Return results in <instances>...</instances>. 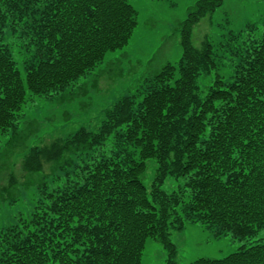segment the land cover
<instances>
[{
  "label": "trees",
  "instance_id": "obj_1",
  "mask_svg": "<svg viewBox=\"0 0 264 264\" xmlns=\"http://www.w3.org/2000/svg\"><path fill=\"white\" fill-rule=\"evenodd\" d=\"M223 3L197 2L179 64L116 101L97 131L81 128L23 153V167L44 176L30 214L0 228V264H142L149 238L168 250L165 264H178L171 227L199 222L239 239L264 230V30L245 40L229 32L227 74L210 40L192 43L194 25ZM137 25L129 0H0V133L17 135L29 101L85 79ZM213 72L202 94L199 78ZM110 138L115 149L105 154ZM43 158L53 162L50 174ZM150 158L159 173L148 191L140 176ZM168 176L185 177L188 189L167 193ZM18 185L12 178L1 187L3 201L18 200ZM189 264H264V241Z\"/></svg>",
  "mask_w": 264,
  "mask_h": 264
},
{
  "label": "rangeland",
  "instance_id": "obj_2",
  "mask_svg": "<svg viewBox=\"0 0 264 264\" xmlns=\"http://www.w3.org/2000/svg\"><path fill=\"white\" fill-rule=\"evenodd\" d=\"M138 10V25L127 45L106 55L104 60L69 89L52 99L34 97L24 107V116L17 135L0 133V189L10 179L19 185L14 204L0 195V228L10 226L19 216L30 214L39 198V186L44 175L30 173L23 167V153L34 146H50L53 141L68 138L79 129L97 131L105 119L106 110L126 95L135 93L141 84L157 75L163 67L178 65L182 58V28L190 11L199 0H129ZM231 30L239 32L241 40L264 30V0H224L216 11L208 13L192 30L194 47L201 48L210 40L218 55H224L219 70L227 74L232 69V56L222 44ZM239 44L236 43L235 46ZM22 70L23 67L20 66ZM215 72L202 75L198 84L202 94L214 81ZM15 145V146H14ZM114 138L104 145L105 154L114 152ZM133 151V146H128ZM97 153H101L98 149ZM141 179L151 190L159 173L156 159L150 158ZM43 172L50 174L53 162L42 159ZM185 177L168 176L161 184L167 193L188 189ZM38 191V192H37ZM185 192V191H184ZM1 194V193H0ZM170 238L177 246L178 264H189L200 257L222 258L241 248L264 241V230L256 237L239 239L228 232L216 235L214 227L199 222H187L179 230L170 228ZM169 256L162 243L149 238L143 251L142 264H165Z\"/></svg>",
  "mask_w": 264,
  "mask_h": 264
}]
</instances>
